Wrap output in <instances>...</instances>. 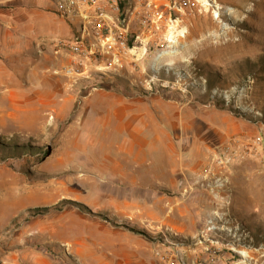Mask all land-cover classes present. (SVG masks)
<instances>
[{"label": "rangeland", "instance_id": "obj_1", "mask_svg": "<svg viewBox=\"0 0 264 264\" xmlns=\"http://www.w3.org/2000/svg\"><path fill=\"white\" fill-rule=\"evenodd\" d=\"M113 2L88 10L85 54L0 56V96L46 102L0 119V264H264V0ZM149 137L164 183H121Z\"/></svg>", "mask_w": 264, "mask_h": 264}, {"label": "crops", "instance_id": "obj_2", "mask_svg": "<svg viewBox=\"0 0 264 264\" xmlns=\"http://www.w3.org/2000/svg\"><path fill=\"white\" fill-rule=\"evenodd\" d=\"M46 8L50 9L47 0H0V56L10 57L6 53L9 50L16 53L29 52L35 48L42 50V44L44 48L47 47L51 51H55L56 47L59 48L56 50L60 52L70 51L68 44L75 43L76 34L78 36L82 34L85 37V44L88 45V9L86 11V8L81 7L80 12L71 18L53 19L45 11ZM8 71L13 75L12 69ZM0 84L5 86L6 82L0 81ZM20 90L21 98L18 99L10 95L0 96V106H2L0 119L5 122L8 118H15L22 123L26 117L38 118L40 112L44 111L40 108L46 105L43 99L28 97L26 86L21 87ZM125 144L133 147L135 142L126 139ZM121 152L125 155L124 160L128 161L127 166L117 169L115 174L121 183L132 186L144 185L147 183L146 180L153 185L164 183L165 163L161 165L158 162H151L152 156L145 155V151H139L134 156L128 148ZM146 156L149 157L150 164H155L157 167L142 169L138 163L142 161V157ZM16 198L21 199L22 197ZM7 221L6 210L1 209L0 226L6 225ZM25 262L26 259H13L7 256L2 259V264H25ZM34 264L37 262L35 261Z\"/></svg>", "mask_w": 264, "mask_h": 264}, {"label": "built area", "instance_id": "obj_3", "mask_svg": "<svg viewBox=\"0 0 264 264\" xmlns=\"http://www.w3.org/2000/svg\"><path fill=\"white\" fill-rule=\"evenodd\" d=\"M114 4V2L110 4L109 0H58L57 11L63 18H71L79 13V10L83 7L86 8V11L87 9H95V14L101 17L107 13L106 8L108 7L116 10ZM88 15L90 16L89 11ZM74 41L75 43L71 45V49L75 54L80 55L88 52V45L85 44V37L82 34L75 36Z\"/></svg>", "mask_w": 264, "mask_h": 264}, {"label": "bare ground", "instance_id": "obj_4", "mask_svg": "<svg viewBox=\"0 0 264 264\" xmlns=\"http://www.w3.org/2000/svg\"><path fill=\"white\" fill-rule=\"evenodd\" d=\"M181 35H183L184 37H186V35H185V33L184 34H181ZM182 41V38H181V36L179 35V37H178V42H181ZM170 42L171 43H175V41L172 39V40H170ZM166 50H164V52L163 53H160V54H158V55H156L155 56V59L158 61V62H161V63H166V62H168L169 60H171L172 59V57H175V51L174 50H171V52H169V53H171V54H164V53H166L165 52ZM57 57V56H56ZM147 58H149V56H147V57H144V60H146ZM55 59L54 58H49V61L50 62H53ZM57 60H60V58L59 59H57ZM48 63V62H47ZM48 64H50V63H48ZM62 87V86H61ZM53 99H54V97H53ZM57 101V100H56ZM114 138V137H113ZM112 139V138H111ZM80 140H82V139H80ZM79 142V141H78ZM105 142V141H104ZM115 142V141H114ZM129 142V141H128ZM127 142V143H128ZM144 142V141H143ZM81 143V142H80ZM96 143V142H95ZM106 143V142H105ZM145 143V142H144ZM147 143L149 144V148H148V150H146L145 151V155L146 154H148V156H152V159H151V162H158L159 164H163V163H165V161H166V156H165V153H164V151L162 150V148L161 147H159L158 145H157V143H156V141L154 140V139H152V138H147ZM94 143H91L90 145L92 146V148L94 149V148H96V145L94 146L93 145ZM146 144V143H145ZM90 146V147H91ZM122 146H125V144L124 145H122ZM121 146V147H122ZM76 147V146H75ZM102 147V146H101ZM70 149H71V147H69ZM81 148H82V151H85V152H87L88 151V153H89V149H88V136L86 137V140H85V142H84V145H82L81 146ZM115 148V147H114ZM77 149V148H76ZM88 149V150H87ZM95 150V149H94ZM96 150H97V148H96ZM79 151V150H78ZM110 151V150H109ZM77 152V151H76ZM91 152V151H90ZM99 153V152H98ZM122 153V152H121ZM156 153V154H155ZM102 154V153H101ZM120 154V153H119ZM159 154V155H158ZM83 155V154H82ZM113 155V154H112ZM157 155H158V157H157ZM76 157H78V155L77 154H74L73 156H71V160L72 159H76ZM88 157V156H87ZM102 157V156H101ZM111 157V156H110ZM93 158V157H92ZM96 158V157H95ZM88 159V158H87ZM96 159H99V158H96ZM70 160V161H71ZM77 160V159H76ZM91 160H93V159H91ZM81 161V160H80ZM74 162V161H73ZM93 163V162H92ZM70 164V163H69ZM68 164V165H69ZM71 165V164H70ZM69 167V166H68ZM51 183V182H50ZM42 183H39L38 184V186L39 185H41ZM71 193H74V191L72 190L71 191ZM47 194V193H46ZM45 194V195H46ZM52 196V195H51ZM70 211V210H69ZM68 211V212H69ZM66 214V213H65ZM72 215V214H71ZM49 217V216H48ZM53 217V216H52ZM52 233V232H51ZM42 234V233H41Z\"/></svg>", "mask_w": 264, "mask_h": 264}, {"label": "water", "instance_id": "obj_5", "mask_svg": "<svg viewBox=\"0 0 264 264\" xmlns=\"http://www.w3.org/2000/svg\"><path fill=\"white\" fill-rule=\"evenodd\" d=\"M51 151H52L51 146H47V154H48V155L51 153Z\"/></svg>", "mask_w": 264, "mask_h": 264}]
</instances>
